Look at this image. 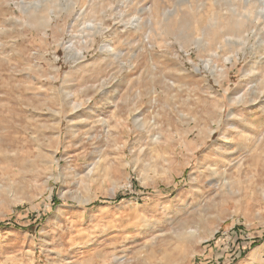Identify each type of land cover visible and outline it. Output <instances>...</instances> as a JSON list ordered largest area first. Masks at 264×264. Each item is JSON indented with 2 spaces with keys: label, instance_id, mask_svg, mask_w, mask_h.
Returning <instances> with one entry per match:
<instances>
[{
  "label": "rangeland",
  "instance_id": "obj_1",
  "mask_svg": "<svg viewBox=\"0 0 264 264\" xmlns=\"http://www.w3.org/2000/svg\"><path fill=\"white\" fill-rule=\"evenodd\" d=\"M0 264H264V0H0Z\"/></svg>",
  "mask_w": 264,
  "mask_h": 264
},
{
  "label": "trees",
  "instance_id": "obj_2",
  "mask_svg": "<svg viewBox=\"0 0 264 264\" xmlns=\"http://www.w3.org/2000/svg\"><path fill=\"white\" fill-rule=\"evenodd\" d=\"M121 199H122V198H118L116 201L119 202V201H121Z\"/></svg>",
  "mask_w": 264,
  "mask_h": 264
}]
</instances>
